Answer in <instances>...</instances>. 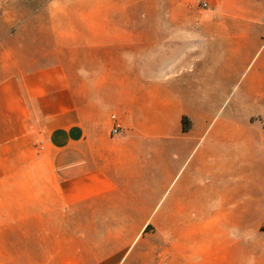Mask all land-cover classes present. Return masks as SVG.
Masks as SVG:
<instances>
[{"label":"crops","instance_id":"crops-1","mask_svg":"<svg viewBox=\"0 0 264 264\" xmlns=\"http://www.w3.org/2000/svg\"><path fill=\"white\" fill-rule=\"evenodd\" d=\"M34 17L0 45V264H264V0Z\"/></svg>","mask_w":264,"mask_h":264},{"label":"rangeland","instance_id":"rangeland-1","mask_svg":"<svg viewBox=\"0 0 264 264\" xmlns=\"http://www.w3.org/2000/svg\"><path fill=\"white\" fill-rule=\"evenodd\" d=\"M51 0H0V45H18L25 38L21 28L29 19H34L37 12H42L47 3ZM254 53H246L238 58V67L241 71V78L253 75L256 69L252 63L256 60L258 64L264 61V51L259 50L253 59ZM253 59V61H252ZM251 63V65H250ZM264 227V226H263ZM264 236V230L260 231ZM157 252L162 253L164 243L161 239L156 240Z\"/></svg>","mask_w":264,"mask_h":264},{"label":"built area","instance_id":"built-area-1","mask_svg":"<svg viewBox=\"0 0 264 264\" xmlns=\"http://www.w3.org/2000/svg\"><path fill=\"white\" fill-rule=\"evenodd\" d=\"M200 5H201L202 8H205L206 7V3L205 2H202ZM111 133H112V135H119V134H121L122 131H121L120 126H118L117 124L114 125V127L112 128Z\"/></svg>","mask_w":264,"mask_h":264},{"label":"trees","instance_id":"trees-1","mask_svg":"<svg viewBox=\"0 0 264 264\" xmlns=\"http://www.w3.org/2000/svg\"><path fill=\"white\" fill-rule=\"evenodd\" d=\"M184 123H183V130L187 131L189 128V123L185 121V118L183 119ZM261 230H264V227L261 228Z\"/></svg>","mask_w":264,"mask_h":264}]
</instances>
